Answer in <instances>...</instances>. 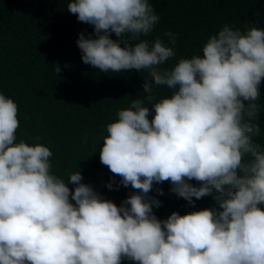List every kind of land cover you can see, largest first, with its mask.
<instances>
[{"label": "clouds", "instance_id": "obj_1", "mask_svg": "<svg viewBox=\"0 0 264 264\" xmlns=\"http://www.w3.org/2000/svg\"><path fill=\"white\" fill-rule=\"evenodd\" d=\"M66 8L93 28L76 41L84 64L147 72L144 95L117 111L99 147L101 164L134 191L117 206L80 170L53 174L48 147L17 142L18 105L0 92V264H264V29L225 24L201 54L163 67L176 34L141 39L160 21L149 0ZM159 86L169 95L157 99ZM164 182L193 207L206 196L214 206L159 219L149 193Z\"/></svg>", "mask_w": 264, "mask_h": 264}, {"label": "trees", "instance_id": "obj_2", "mask_svg": "<svg viewBox=\"0 0 264 264\" xmlns=\"http://www.w3.org/2000/svg\"><path fill=\"white\" fill-rule=\"evenodd\" d=\"M69 0H0V92L18 105L17 142L41 143L53 153L52 173L67 178L79 171L82 182L90 184L103 198L119 206L134 190L120 184L101 164L99 147L106 126L118 110L144 95L146 71L100 73L84 64L76 45L78 34L87 37L91 25L78 22L67 11ZM160 21L141 39L150 42L170 31L176 34L175 56L163 67L180 58L201 54L202 45L225 24L245 30L249 25L264 29V0H149ZM112 39H118L114 34ZM61 71L56 74L54 65ZM157 99L169 95L166 86L155 89ZM257 101L261 110L257 141L264 147V82ZM151 115L149 119H151ZM39 137L37 140L35 138ZM112 181L113 188L107 184ZM190 183L196 184L195 181ZM69 188L73 185L69 184ZM157 188L163 190L159 195ZM169 182L154 184L150 196L161 201L153 208L159 219L173 211L185 214L212 208L210 196L194 199V207L170 192ZM122 264H132L122 261Z\"/></svg>", "mask_w": 264, "mask_h": 264}]
</instances>
